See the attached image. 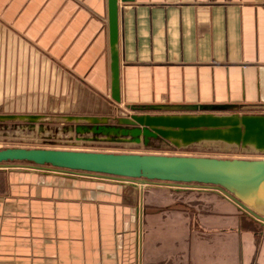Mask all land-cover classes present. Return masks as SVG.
<instances>
[{
  "label": "crops",
  "instance_id": "obj_1",
  "mask_svg": "<svg viewBox=\"0 0 264 264\" xmlns=\"http://www.w3.org/2000/svg\"><path fill=\"white\" fill-rule=\"evenodd\" d=\"M0 33L10 91L40 64L26 66L19 48L29 47L58 67L69 93L91 99L68 100L66 119H113L107 0H0ZM118 55L121 105L234 104L264 114L263 0L119 1ZM0 264H264V225L214 192L0 167Z\"/></svg>",
  "mask_w": 264,
  "mask_h": 264
},
{
  "label": "water",
  "instance_id": "obj_2",
  "mask_svg": "<svg viewBox=\"0 0 264 264\" xmlns=\"http://www.w3.org/2000/svg\"><path fill=\"white\" fill-rule=\"evenodd\" d=\"M119 1L126 3L132 0H107L110 97L116 103L121 102ZM125 108L131 113L113 118L114 122L107 116H70L69 120L77 122L73 127L76 134H90L76 139L145 147L151 140H162L177 148L220 142L251 147L264 154V114L238 113L234 104H126ZM39 118L37 114H0V120L35 122ZM0 167L79 174L133 186L160 185L175 190L214 192L264 225V215L247 203L249 196L264 194V159L6 147L0 148Z\"/></svg>",
  "mask_w": 264,
  "mask_h": 264
},
{
  "label": "rangeland",
  "instance_id": "obj_3",
  "mask_svg": "<svg viewBox=\"0 0 264 264\" xmlns=\"http://www.w3.org/2000/svg\"><path fill=\"white\" fill-rule=\"evenodd\" d=\"M3 31V29H2ZM0 41H3L2 34L0 33ZM19 41V39H18ZM20 42H17L19 44ZM23 51H28L30 60L28 59V69L30 68L29 61H36L37 68L32 64L31 67L34 73L25 76L21 82L13 80V91H10L6 85L12 83L4 81L3 66L0 64V114H11L13 111H44V114L49 115L46 121L30 123L26 119H13V120H0V148L6 147H26V148H64V149H81L92 151H106V152H138L140 153H164L175 155H198V156H213L220 158H245V159H264V154L254 151L251 147H240L236 145H228L224 143H197L184 147H174L170 143L162 140L152 141L146 148H136L132 146L116 145L113 142L101 143V141H87L81 144H75L73 139L79 136L73 130L77 124L64 117L65 113L60 111L64 110V104L71 101L73 104L78 99L84 100L90 98H83L73 96L67 87V81L62 80L63 73L59 71L58 67L49 63L46 58L40 56L35 60L32 50L28 48H19ZM4 48L0 49V57L4 52ZM18 51V48L17 50ZM20 51V50H19ZM17 53V52H16ZM27 54V56H28ZM25 66V65H24ZM54 68L55 72L52 71ZM39 70V75L36 72ZM15 76V75H14ZM37 76V78H36ZM16 77V76H15ZM39 78V80H38ZM25 80V81H24ZM71 84V82H70ZM25 87V96L16 94V88ZM72 85V84H71ZM62 86L66 89L62 90ZM18 95V96H16ZM12 101H23V105L16 103L11 104ZM118 107L111 108V118L117 116L127 115L131 113L130 110L125 108V105L117 103ZM12 105V106H11ZM73 106H70V110ZM20 114V113H14ZM113 115V116H112ZM114 122L115 119H110ZM41 126L43 130H39ZM71 127V129H68ZM76 147V148H74ZM186 192H189L188 190ZM190 192H192L190 190ZM208 195H200V198H207ZM199 198L196 193H193L188 199ZM194 200V199H193ZM192 200V201H193ZM247 203L259 214L264 215V194L261 196H249Z\"/></svg>",
  "mask_w": 264,
  "mask_h": 264
}]
</instances>
